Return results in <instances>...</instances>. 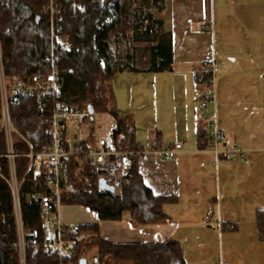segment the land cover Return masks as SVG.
<instances>
[{"label": "crops", "instance_id": "crops-1", "mask_svg": "<svg viewBox=\"0 0 264 264\" xmlns=\"http://www.w3.org/2000/svg\"><path fill=\"white\" fill-rule=\"evenodd\" d=\"M163 6L156 17L171 34L172 71L117 74L110 86L118 114L129 112L122 99L132 94L139 97L133 101L142 112L139 120L156 126L148 145L135 135L144 150L183 141L170 162L147 153L137 163L153 195L175 200L162 207L168 220L140 225L124 213L120 221L99 222L89 210L68 206L59 209V221L68 228L98 225L101 237L114 244L170 239L180 244L185 264H264L254 220L264 210V0H163ZM209 61L218 66L211 82L217 125L247 151L244 161L215 158L196 141V131L208 132L200 119L207 90L195 86L194 75ZM157 90L164 99L158 110ZM65 133L79 142L68 128Z\"/></svg>", "mask_w": 264, "mask_h": 264}, {"label": "trees", "instance_id": "trees-1", "mask_svg": "<svg viewBox=\"0 0 264 264\" xmlns=\"http://www.w3.org/2000/svg\"><path fill=\"white\" fill-rule=\"evenodd\" d=\"M83 12L73 13L70 1L55 0V23L69 38L71 49L55 64L59 98H46L38 105L35 99L19 98L9 104L12 124L27 141L33 153L49 143L45 135L54 102L83 111L89 104L94 114L109 115L115 125L114 142L121 151H143L123 116L105 104V92L115 75L164 74L173 69L171 34L156 17L163 11V0H84ZM48 0H0V50L2 69L8 80L18 78L32 84L37 76L46 77L51 68L41 63L49 48ZM203 69V68H202ZM213 76L202 70L194 75L195 86L211 87ZM200 147L207 145L204 129L196 131ZM93 138L74 143V150L85 151ZM154 147V146H150ZM14 151L26 154L27 144L20 142ZM5 152V138L0 134V155ZM16 175L21 180L28 159H15ZM0 170L7 174V162L0 156ZM61 206L82 207L94 213L99 222L120 221L124 213L140 225H160L168 217L162 207L175 202L171 197L155 196L146 187L133 161L131 170L110 194L99 191L94 167L84 158H72L62 169ZM46 192L43 177L27 175L20 189V209L25 247L24 264H78L87 254L92 264H185L178 242L114 244L101 237L98 225L81 224L64 227L63 240L71 247L70 256L60 260L43 249L45 233L40 208L34 199ZM0 264H19L17 231L11 194L0 178ZM257 240L264 242V210L254 216Z\"/></svg>", "mask_w": 264, "mask_h": 264}, {"label": "built area", "instance_id": "built-area-1", "mask_svg": "<svg viewBox=\"0 0 264 264\" xmlns=\"http://www.w3.org/2000/svg\"><path fill=\"white\" fill-rule=\"evenodd\" d=\"M48 1L50 13L49 48L42 54L41 63L51 68L50 73L46 77L37 76L32 84L24 83L18 78H12V81H9L3 73L0 50V134L5 138V152L0 156L6 160L8 168L7 174H3L0 170V178L6 183L11 194L17 231L19 264H24L26 247L21 220L20 189L24 178L28 174L33 178L43 177L46 189L44 194L34 197L40 208V221L45 233L43 249L55 253L60 260H64L70 256L71 247H68L63 240L64 227L59 221L58 214L61 207L60 195L64 181L62 169L72 158L78 160L84 158L87 160L93 165L97 179H103L107 185L113 186L116 191L131 170L133 161L138 163L145 154L153 153L161 157L163 162H170L175 154L181 151L183 143L181 140L173 144H163L157 147L149 146L148 149L143 151H121L115 145L113 131H110L106 138L99 137L94 139V145L88 146L85 151H76L74 150V143L65 133L66 129L68 126L77 127L82 120L92 121L94 113L92 115L89 114L88 109L91 108L89 104L86 105L83 111H80L67 108L60 102H54L49 125L45 131V135L49 138V143L39 153L31 151L27 141L12 124L9 104L19 98L35 99L38 105L42 104L46 98H59L60 90L54 68L61 55L71 49L69 38L63 34L61 28L56 25L54 20L57 15V9L54 7L55 0ZM63 1L66 2L67 0ZM68 1L71 2L74 14L84 11V0ZM90 1L102 3L105 0ZM202 68L210 71L212 76L218 70V66L210 61L205 62ZM204 97L207 100L205 99V102L200 107V119L208 128L207 145L204 150L215 158L223 155L227 160L233 162L244 161L247 151L235 145L217 125L212 83L210 89L205 92ZM20 142L28 145V153L23 154L14 151V146ZM20 157L28 159L27 168L21 180L16 175L14 162L16 158ZM4 223L3 216H0V224ZM47 232H50V236L47 235ZM20 239L23 243L22 253L19 248ZM59 264L66 263L61 261Z\"/></svg>", "mask_w": 264, "mask_h": 264}, {"label": "rangeland", "instance_id": "rangeland-1", "mask_svg": "<svg viewBox=\"0 0 264 264\" xmlns=\"http://www.w3.org/2000/svg\"><path fill=\"white\" fill-rule=\"evenodd\" d=\"M9 80V79H8ZM9 81H12L10 79ZM183 91V90H181ZM130 92V91H129ZM112 87L110 86L109 89L105 92V104L109 109L116 110V107L114 106L115 102L112 98ZM138 94V91H137ZM182 94V92H181ZM130 96L132 98H130ZM145 96V95H144ZM139 98V97H138ZM138 98L135 100L134 97L129 95L128 98H123L122 100L124 101L123 109L125 111H129L126 114H122L120 116H123L126 120L127 125L129 126V130L134 134V137H143L144 140H142L143 145H148L149 143H152L154 141V136H155V127L150 128L148 124L142 123L141 119L139 120V117L142 115L141 111L139 110V105L137 106L136 103H138ZM155 98L157 101V109L158 110V105L160 106V103H163V98L159 90L156 91L155 93ZM125 99V100H124ZM133 101H136L133 102ZM141 106H144L141 105ZM153 107V106H152ZM160 109V107H159ZM180 109V107H179ZM154 110V109H153ZM117 112V110H116ZM178 109H175V114H177ZM174 114V115H175ZM144 119V116H142ZM89 124V125H88ZM114 121L113 119L107 115V114H94L92 121L90 120H82L79 125L75 128L68 126V134L72 137L73 140H81V139H86L88 135H90L92 138L96 139L99 137L106 138L113 128ZM115 129V127H114ZM76 136L74 139L73 136ZM142 139V138H141ZM68 208V206H62L61 209ZM65 210V209H64ZM23 243L22 240L20 239L19 242V248L21 249V253L23 252ZM92 255L89 253L86 255V261L88 264H92ZM85 258V257H84Z\"/></svg>", "mask_w": 264, "mask_h": 264}, {"label": "water", "instance_id": "water-1", "mask_svg": "<svg viewBox=\"0 0 264 264\" xmlns=\"http://www.w3.org/2000/svg\"><path fill=\"white\" fill-rule=\"evenodd\" d=\"M88 112H89L90 115L93 114V110L91 108L88 109ZM91 119H92V116H91ZM97 187L102 192H107V193H110V194L115 192V188L113 186L107 185L106 182L103 179H98ZM78 264H88V263H87L85 258H81L78 261Z\"/></svg>", "mask_w": 264, "mask_h": 264}]
</instances>
